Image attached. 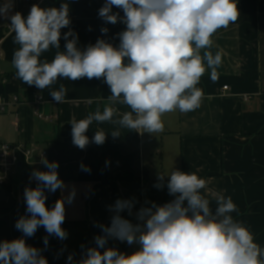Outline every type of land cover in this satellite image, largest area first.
Listing matches in <instances>:
<instances>
[{"label": "clouds", "instance_id": "clouds-1", "mask_svg": "<svg viewBox=\"0 0 264 264\" xmlns=\"http://www.w3.org/2000/svg\"><path fill=\"white\" fill-rule=\"evenodd\" d=\"M114 6L123 11L122 17L113 13ZM13 7V0H5L0 5V18L11 21L14 42L19 45L12 60L18 79L43 90L58 78H103L110 89L103 110L98 107L86 118L70 122L72 143L81 150L90 143L86 133L93 122L118 125L112 131L114 138L120 136L121 128L153 134L163 131L166 113L199 108L203 92L197 85L209 69L211 80L216 82L222 63V51H211L212 37L240 15L237 0H105L99 17L106 23L126 25L118 33L119 46L97 39L82 50L77 46V35L69 30L63 33L66 43L60 51L61 30L71 24L67 3L59 8L33 4L26 18L20 12L13 13ZM101 32L106 34L108 29ZM50 49L57 50L54 59L42 60V53ZM66 94L64 84L50 93L57 103L63 102ZM117 103L130 111L114 119L118 109L113 105ZM105 140L106 133L98 129L91 142L102 145ZM41 163L47 171L34 170L32 178L37 186L24 191L30 215L21 216L15 227L24 237H32L43 227L48 235L65 240V201H73L75 190L49 209L45 189L54 193L65 184L59 178L58 162L42 158ZM81 170L90 172L83 164ZM164 179V175L158 176L159 181ZM166 187L174 199L141 207L136 213L140 223L133 224L120 215L125 209L131 214L133 201L118 199L111 209V225H100L104 234L95 237L96 247L88 248L79 264H264V248L255 242L250 229L231 215L238 209L230 196L213 193V209L202 194L206 180L178 169L167 176ZM109 238L139 248L131 254L106 248ZM44 244L48 245L47 236ZM67 260L72 264L73 254ZM0 264L48 262L40 249L29 246L22 237L0 241Z\"/></svg>", "mask_w": 264, "mask_h": 264}, {"label": "crops", "instance_id": "crops-1", "mask_svg": "<svg viewBox=\"0 0 264 264\" xmlns=\"http://www.w3.org/2000/svg\"><path fill=\"white\" fill-rule=\"evenodd\" d=\"M40 0H13L12 12H20L26 18L30 5ZM5 0H0L2 5ZM105 0H41V8H59L69 5L71 24L61 30L60 51L66 41L63 33L72 30L78 37L77 46L85 49L104 39L119 46L118 33L126 29L122 22L106 23L98 11ZM239 18L227 28L219 29L214 36L211 51H222V63L217 69L218 79L213 82L211 70H207L197 85L203 92L201 105L194 111L166 113L162 132L140 133L126 128L120 129V136L114 138L112 131L118 125L111 122L98 124L97 130L106 133L105 141L119 142L123 154L134 155L136 180L118 182L122 200L133 201L131 214L120 215L133 224L140 223L136 213L141 207L152 203L163 205L174 199L169 195L167 176L175 169L186 173H197L207 182L202 194L210 200L215 209L213 193L230 196L238 212L231 215L246 225L254 240L264 248V0H237ZM113 13L123 16L116 8ZM11 21L0 18V99L12 103L19 97V103L7 106L0 112V145L4 142L27 145L34 144L35 154L27 171V180L17 176L10 184L0 186V241L24 238L29 246L42 251L48 264H68L67 257L73 254L72 264H79L86 250L96 247L95 237L103 235L100 225L110 226L115 204L111 185L96 186L95 182L78 179L81 164L89 167V150L74 146L71 136L72 120L84 119L91 104L105 106L111 94L108 85L101 79L82 78L71 81L58 78L52 86L43 90L29 86L16 76L13 54L19 45L14 42L15 33ZM108 32L102 33L101 29ZM71 39V37H69ZM56 49L42 53L41 59L51 62ZM60 84L67 88L65 99L57 103L50 93L58 90ZM228 87L229 90H224ZM35 95L42 98L36 102ZM118 109V119L130 109L123 104L113 105ZM91 127V126H90ZM90 128L86 135L90 136ZM42 158L58 162L59 178L65 188L48 192L46 206L51 209L58 199L67 197L74 189L71 203L65 201V221L62 225L68 236L59 240L39 227L32 237H24L15 224L26 211L24 191L35 188L30 183L34 170L47 171ZM108 161V160H107ZM106 161V162H107ZM107 162V168L114 170ZM164 175L163 181L158 180ZM161 183L164 186L157 188ZM48 237V245L44 237ZM106 248H116L125 254L138 250L139 245H129L118 239L109 238ZM101 252L104 249H100Z\"/></svg>", "mask_w": 264, "mask_h": 264}, {"label": "trees", "instance_id": "trees-1", "mask_svg": "<svg viewBox=\"0 0 264 264\" xmlns=\"http://www.w3.org/2000/svg\"><path fill=\"white\" fill-rule=\"evenodd\" d=\"M88 114L94 113L99 107L103 110L104 106L99 104H91ZM99 123L93 122L90 127V143L87 146L89 150V169L90 172L81 171L78 173V179L86 182H95L96 186L111 185L113 190V199L122 200L120 189L116 186V181L126 182L136 180L135 166L137 160L135 156L123 154L119 142L105 141L102 145L91 142L92 137L97 131ZM107 160L112 161L114 170L107 168ZM107 161V162H106ZM123 215H127L126 209L122 211Z\"/></svg>", "mask_w": 264, "mask_h": 264}, {"label": "built area", "instance_id": "built-area-1", "mask_svg": "<svg viewBox=\"0 0 264 264\" xmlns=\"http://www.w3.org/2000/svg\"><path fill=\"white\" fill-rule=\"evenodd\" d=\"M41 0L34 2L33 4H40ZM31 4L29 7L33 6ZM3 56L2 51H0V58ZM224 90H229L228 87H225ZM36 102H41L42 98L38 95H35ZM19 103V97L15 95L12 103L4 100L2 97L0 99V112L7 110V106L15 105ZM36 150L34 144L27 145L24 143L11 144L4 142L0 145V186H5V184H10L13 180L12 178L17 176L22 180H27V171L24 172L25 167H30L32 157L35 154ZM21 163L22 166L18 164ZM30 183H37L34 178H30Z\"/></svg>", "mask_w": 264, "mask_h": 264}, {"label": "rangeland", "instance_id": "rangeland-1", "mask_svg": "<svg viewBox=\"0 0 264 264\" xmlns=\"http://www.w3.org/2000/svg\"><path fill=\"white\" fill-rule=\"evenodd\" d=\"M108 161H110V160H108ZM109 163H112V161H110ZM28 169H29V167H25L24 172L26 173V171H28Z\"/></svg>", "mask_w": 264, "mask_h": 264}, {"label": "water", "instance_id": "water-1", "mask_svg": "<svg viewBox=\"0 0 264 264\" xmlns=\"http://www.w3.org/2000/svg\"><path fill=\"white\" fill-rule=\"evenodd\" d=\"M19 166H22L21 163L18 164Z\"/></svg>", "mask_w": 264, "mask_h": 264}]
</instances>
